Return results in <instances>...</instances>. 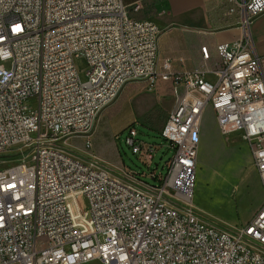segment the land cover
Returning a JSON list of instances; mask_svg holds the SVG:
<instances>
[{"label": "built area", "instance_id": "1", "mask_svg": "<svg viewBox=\"0 0 264 264\" xmlns=\"http://www.w3.org/2000/svg\"><path fill=\"white\" fill-rule=\"evenodd\" d=\"M237 5L242 35L217 45L210 78L206 68L160 61L159 28L130 16L123 0H0V264H264V201L239 224L194 202L209 109L222 135L249 145L264 193V55L251 33L264 0ZM160 81L176 97L159 132L175 149L165 175L73 146L83 136L92 148L127 85ZM126 142L150 167L156 145L134 126Z\"/></svg>", "mask_w": 264, "mask_h": 264}, {"label": "rangeland", "instance_id": "2", "mask_svg": "<svg viewBox=\"0 0 264 264\" xmlns=\"http://www.w3.org/2000/svg\"><path fill=\"white\" fill-rule=\"evenodd\" d=\"M76 66L82 81H86L87 58L82 55L77 57ZM161 82L163 81H160L156 88L147 85L141 88L147 95L158 94L156 101L153 98L149 100V96L141 94L136 97L134 106L129 104V98L133 94L126 100L122 96L118 101L120 95L115 101L118 103L114 107L115 103L112 104L103 112L105 115L110 111L92 137V148L89 150L83 136H74L71 140L73 146L92 151L115 166L128 167L139 173L156 170L157 174L165 175L167 161L175 154V149L159 132L175 104L176 97L172 87L164 90L160 87ZM130 86L131 84L127 85L122 93L126 94ZM145 100L153 107L147 104L145 106ZM165 110L167 115L162 118ZM129 126L136 127L140 139L155 144L158 148L154 152L150 167L127 144ZM243 146L231 144L222 136L216 124L215 114L209 109L204 117V134L199 152L194 202L199 209L220 222L229 224L235 222L240 215H243L240 211L241 207L244 209V214L247 211L249 213V205L253 203V199L261 202L264 195L260 183L254 187V181L257 180L256 171L249 152H246ZM230 153H236L233 162ZM144 180L154 183L151 177H144ZM87 264L102 263L94 261Z\"/></svg>", "mask_w": 264, "mask_h": 264}, {"label": "crops", "instance_id": "3", "mask_svg": "<svg viewBox=\"0 0 264 264\" xmlns=\"http://www.w3.org/2000/svg\"><path fill=\"white\" fill-rule=\"evenodd\" d=\"M123 1L128 7H131L137 0ZM238 1L241 0H146L148 5L145 8L147 14L145 18L153 21L160 30V61L169 59L172 68L179 72L193 68H206L209 71L208 76L213 78L214 74L212 71L216 69L221 61L217 45L223 42L232 43L242 35L240 25L241 9L237 5ZM251 33L255 41L256 53L264 55V12L254 17L251 21ZM203 46L208 47V59L203 57L201 50ZM170 86L172 87L170 81L160 83V87L164 90ZM145 93L144 89L133 93L129 98V104L135 106V99L141 94H144L146 97L149 96V100L153 98L156 101L157 97H159L158 94L154 95L151 93L152 96H150ZM147 103L148 101L145 100L144 105L146 106ZM147 105L153 107L151 103ZM166 115L167 112L165 110L162 113V118L166 117ZM98 129L99 122L94 135ZM222 136L231 144L244 145L243 148L246 152H249L254 165L249 145L243 142L238 134ZM230 155L231 162H233L236 153H230ZM254 168L257 175V180L254 181V187H256L260 181L255 165ZM263 201L264 195L261 198V202L253 199V203L249 205L250 211L249 213L247 211L246 214H244V209L241 207L240 211L243 215H240L238 220L230 224L249 221L260 208Z\"/></svg>", "mask_w": 264, "mask_h": 264}, {"label": "trees", "instance_id": "4", "mask_svg": "<svg viewBox=\"0 0 264 264\" xmlns=\"http://www.w3.org/2000/svg\"><path fill=\"white\" fill-rule=\"evenodd\" d=\"M146 5H148V3L146 2V0L143 1V6L142 8L140 9H135L133 6L131 7H128V11H129V14L130 16L136 18V19H141V18H145L147 16L146 14ZM145 84L143 83H134V84H131V86L128 88V91L126 94L122 93L119 100L122 99V96L124 97L123 99H127L129 95H132L133 93L137 92L138 90H140ZM118 101L113 105V107L118 103ZM111 107V109L113 108ZM110 111H108L107 114H102L100 120H99V127H100V124L102 122L103 119H106L107 118V115L109 114Z\"/></svg>", "mask_w": 264, "mask_h": 264}]
</instances>
